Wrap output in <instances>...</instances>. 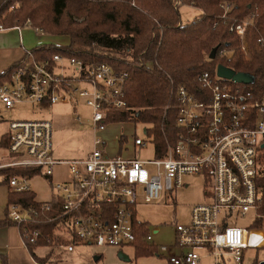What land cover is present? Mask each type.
Wrapping results in <instances>:
<instances>
[{"label": "built area", "instance_id": "built-area-1", "mask_svg": "<svg viewBox=\"0 0 264 264\" xmlns=\"http://www.w3.org/2000/svg\"><path fill=\"white\" fill-rule=\"evenodd\" d=\"M130 1L135 5L138 0ZM181 3L177 0L176 7ZM219 7L222 19L231 18L233 5L222 3ZM30 26V21L23 25ZM2 30L5 28L0 25ZM230 30L240 38V49L247 60L253 58L252 34L259 35L256 44L264 51V36L253 18L234 20ZM217 55L228 61L233 56L227 48ZM218 66L214 73L198 77L200 89L196 94L185 86L177 89L179 131L163 154H159L148 126L145 138L136 133L131 138L120 135L119 153L111 154L108 149L103 134L109 127L135 130L139 124L111 118L131 110L124 100L126 73L105 63L86 65L62 54L43 63L18 67L9 82L0 84V103L6 109L23 102L84 106L90 111L94 133V149L87 156L59 160L53 154L50 122L9 124L8 150L14 161L0 169H30L36 171L34 177L51 179L56 167L65 166L70 176L68 181L52 185V197L39 201V209L7 205V218L23 226L26 247L38 246L44 239L42 231L31 229L29 224L40 211L51 212L52 201L59 203V222L54 237L45 241L55 252H73L76 245L123 252L126 248L135 250L140 239L155 246L168 264H204L207 258L211 264H243L248 251L258 254L264 250V215L258 212L263 199L259 180L264 176V95L259 97L255 88L251 91L250 84L220 77ZM73 121L84 123L79 113L74 114ZM148 144L153 145L155 158L144 161L138 158V149H146ZM129 151L133 156H124ZM192 175L204 179V202L192 207L187 223L176 224L173 244L158 246L148 225L138 220L137 207L160 201L164 193L182 188L184 177ZM31 179L24 175L11 177L8 190L31 193ZM250 214V224L239 226V219ZM159 233V229L154 231L155 235ZM262 262L264 257L258 264Z\"/></svg>", "mask_w": 264, "mask_h": 264}, {"label": "trees", "instance_id": "trees-1", "mask_svg": "<svg viewBox=\"0 0 264 264\" xmlns=\"http://www.w3.org/2000/svg\"><path fill=\"white\" fill-rule=\"evenodd\" d=\"M0 0V25L5 29L19 28L27 22L31 27L52 36H67L70 45H41L6 71L0 73V84L11 80L20 66L43 63L55 54L82 60L86 65L105 63L116 71L126 73L124 100L131 107L129 112L118 113L115 121H132L151 127V134L159 154L179 131L177 120V89L185 86L192 94L200 89L198 77L205 72L214 73L216 66L226 65L237 73L253 78L249 89L264 95V51L256 44L259 35L251 36V54L247 60L241 52L240 38L231 32V24L253 18L257 29L264 36V0ZM233 5L231 18L222 19L220 4ZM193 5L202 14L194 22L183 24L180 7ZM227 48L233 54L230 61L217 55L209 56L214 49ZM253 85V86H252ZM1 121V119H0ZM7 135L0 140V150L8 148ZM24 175L33 178L35 170L0 169L2 183L11 177ZM262 202L258 212L264 215V176L259 180ZM19 204L39 209L40 202L34 192L15 194L9 191L8 205ZM51 212L40 211L29 227L44 235L38 246L28 245L34 259V250L47 247L46 239L53 238L59 222V203L50 202ZM2 226L22 224L7 218ZM158 256L157 248L140 239L135 244L134 261L142 257ZM259 255L253 264H258ZM3 264L7 261L3 259Z\"/></svg>", "mask_w": 264, "mask_h": 264}, {"label": "rangeland", "instance_id": "rangeland-1", "mask_svg": "<svg viewBox=\"0 0 264 264\" xmlns=\"http://www.w3.org/2000/svg\"><path fill=\"white\" fill-rule=\"evenodd\" d=\"M202 12L193 5H184L180 7L181 21L183 24L191 23L198 18ZM31 27V26H30ZM52 36V35H50ZM54 37V36H53ZM61 37V36H55ZM50 45V44H47ZM54 45V44H53ZM58 46V45H57ZM61 47H67L59 45ZM79 113L84 119L83 124L75 123L73 115ZM0 140L9 131V124L17 121H48L53 127V154L56 159L70 160L79 159L87 156L94 149V133L91 130V118L86 109H77L75 106H46L37 105L29 102L16 104L14 109L8 110L0 103ZM143 124H137L136 129L130 127L116 126V128L105 133L108 142L116 139L114 137L119 131L131 138L134 133L140 138H145ZM116 148L114 141L109 142L108 149ZM138 158L144 161L154 160V147L148 144L146 149H138ZM13 158L8 148L0 150V167H7L13 163ZM6 168H2L5 170ZM9 169V168H7ZM70 179L67 168L59 166L55 168V174L51 179L41 176L31 179L32 190L40 202L48 201L52 197V185L57 182H65ZM3 177H0V218L7 216L6 207L8 205L7 186L2 183ZM185 185L171 193H164L160 201L154 204H142L137 207V218L139 221L148 225V230L153 235L156 245H170L174 242L176 224H185L189 221L191 209L194 205L204 202L203 189L204 179L197 175L184 177ZM253 219L250 214L246 218H241L238 225L246 227ZM156 229H160L158 235L154 234ZM66 242L70 241L68 236L64 237ZM51 249V248H50ZM77 253L68 255L65 253H56L50 250L45 257L48 264H105V260L95 261L93 252H100L101 249L89 245H76ZM49 250V249H45ZM40 253V250H39ZM82 254V257H77ZM124 256H112L106 261L107 264H168L164 257L159 255L153 257H142L134 261V253L131 248H126ZM243 264H253L257 253L248 251ZM259 259L264 257V250L258 252ZM60 256V257H58ZM72 256V257H71ZM127 257L129 260H126ZM229 264H236L229 262Z\"/></svg>", "mask_w": 264, "mask_h": 264}, {"label": "crops", "instance_id": "crops-1", "mask_svg": "<svg viewBox=\"0 0 264 264\" xmlns=\"http://www.w3.org/2000/svg\"><path fill=\"white\" fill-rule=\"evenodd\" d=\"M70 42H71L70 38L67 36L53 37L50 35H46L32 27H21V28L2 30L0 31V73L12 67L15 63L21 61L28 52L32 51L34 48L38 46L47 45V44H54L58 46L59 45L69 46ZM62 106L70 107V105H62ZM76 108L81 109V111H83V109H86L88 115L90 114L89 109L84 106L76 107ZM114 128H116V126L109 127L107 131L112 130ZM105 133L103 134L104 137H105ZM122 134L123 132L119 131L114 136L116 137V139L112 141H114L116 148L113 147L111 148L110 151L111 154L119 153L120 145L118 142V138ZM105 139L107 140V138ZM112 141L109 142L112 144ZM124 156L132 157L133 155L132 152L129 151L127 154H124ZM8 194H9V190H8ZM5 219L6 217L0 218V222ZM45 249H49V250H45ZM50 250L52 251L53 248L50 249V247H38L34 250V253L38 258L43 259L50 253ZM125 250L126 249H124L123 252H120L116 248H101L100 252L97 253L94 251L93 255L98 256V259L95 261H99L103 259L105 260V264H107L106 261L108 260L109 257L112 258V256L120 255V253L124 255L123 253H125ZM65 252L68 251L65 250L56 251V253H65ZM134 252L135 250H133V253ZM76 253H77V249L75 247L73 252H68V255H73ZM77 257L81 258L82 254H77ZM3 259L7 261V264H41L40 262L34 259L33 255L26 247L22 236V232L20 228L17 226L0 227V264H3ZM211 262L212 260L210 258H207L204 261V264H211Z\"/></svg>", "mask_w": 264, "mask_h": 264}, {"label": "water", "instance_id": "water-1", "mask_svg": "<svg viewBox=\"0 0 264 264\" xmlns=\"http://www.w3.org/2000/svg\"><path fill=\"white\" fill-rule=\"evenodd\" d=\"M217 52H218V49H214L212 51V53L210 54L209 56V59L210 60H215L216 57H217ZM217 72H218V75L222 78H225V79H230V80H233L237 83H241V84H250L252 83L253 81V78L250 77L249 75H246V74H242V73H237L235 72L234 70L232 69H229L223 65H219L217 67ZM124 256V255H122ZM98 257L95 258V260H97ZM126 260H129L127 257H125ZM261 264H264V262H262Z\"/></svg>", "mask_w": 264, "mask_h": 264}]
</instances>
